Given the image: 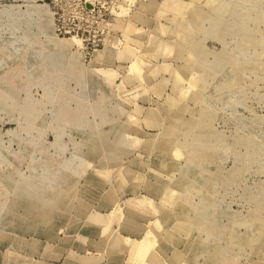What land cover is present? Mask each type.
I'll use <instances>...</instances> for the list:
<instances>
[{"label":"rangeland","instance_id":"obj_1","mask_svg":"<svg viewBox=\"0 0 264 264\" xmlns=\"http://www.w3.org/2000/svg\"><path fill=\"white\" fill-rule=\"evenodd\" d=\"M45 251L264 264V0H0V264Z\"/></svg>","mask_w":264,"mask_h":264},{"label":"crops","instance_id":"obj_2","mask_svg":"<svg viewBox=\"0 0 264 264\" xmlns=\"http://www.w3.org/2000/svg\"><path fill=\"white\" fill-rule=\"evenodd\" d=\"M134 223V222H133ZM133 225V224H132ZM126 226L127 230L130 232L133 231H137L140 227V225H136L134 224L133 226ZM91 226V229H94L95 227ZM137 229V230H136ZM68 257H70L67 254H52V253H48V252H44L41 258V261L38 264H75L73 262H71ZM73 258H75V256H73ZM98 262H100V260L98 259V257H93V258H87L85 260H81L80 263L78 262V264H98ZM15 264V263H12ZM102 264V263H99ZM105 264V263H104Z\"/></svg>","mask_w":264,"mask_h":264}]
</instances>
